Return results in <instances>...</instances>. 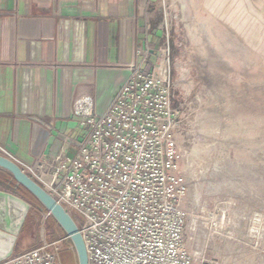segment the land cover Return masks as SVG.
I'll use <instances>...</instances> for the list:
<instances>
[{
    "label": "built area",
    "instance_id": "obj_1",
    "mask_svg": "<svg viewBox=\"0 0 264 264\" xmlns=\"http://www.w3.org/2000/svg\"><path fill=\"white\" fill-rule=\"evenodd\" d=\"M129 69L103 114L77 103L84 138L68 140L73 157L17 163L73 217L89 264H239L229 250L207 257L231 219L193 208L169 42L138 50ZM0 155L14 160L1 145ZM67 252L76 256L65 235L2 264H63Z\"/></svg>",
    "mask_w": 264,
    "mask_h": 264
},
{
    "label": "rangeland",
    "instance_id": "obj_2",
    "mask_svg": "<svg viewBox=\"0 0 264 264\" xmlns=\"http://www.w3.org/2000/svg\"><path fill=\"white\" fill-rule=\"evenodd\" d=\"M150 10L159 47L171 46L193 208L231 219L223 225L230 238L207 257L229 250L237 262L264 264V0H157ZM9 177L0 188L33 206L16 253L62 238Z\"/></svg>",
    "mask_w": 264,
    "mask_h": 264
},
{
    "label": "crops",
    "instance_id": "obj_3",
    "mask_svg": "<svg viewBox=\"0 0 264 264\" xmlns=\"http://www.w3.org/2000/svg\"><path fill=\"white\" fill-rule=\"evenodd\" d=\"M156 1L0 0V145L16 162L76 154L77 103L103 114L137 51L159 48Z\"/></svg>",
    "mask_w": 264,
    "mask_h": 264
},
{
    "label": "water",
    "instance_id": "obj_4",
    "mask_svg": "<svg viewBox=\"0 0 264 264\" xmlns=\"http://www.w3.org/2000/svg\"><path fill=\"white\" fill-rule=\"evenodd\" d=\"M0 168L9 172L18 184L50 213L51 217L71 239L76 250L78 264H89L84 239L73 217L27 175L16 161L0 155ZM32 207L29 202L16 194L0 190V264L14 255Z\"/></svg>",
    "mask_w": 264,
    "mask_h": 264
},
{
    "label": "trees",
    "instance_id": "obj_5",
    "mask_svg": "<svg viewBox=\"0 0 264 264\" xmlns=\"http://www.w3.org/2000/svg\"><path fill=\"white\" fill-rule=\"evenodd\" d=\"M10 175H11L10 173H8L7 171H5V170L0 168V180L1 181L10 178L9 177ZM21 188H22L23 191H25L27 194H29V196L36 202V209L41 210V211H46L29 192H27L23 187H21ZM30 222H31V219H30V217H28V220H27V223H26L25 227H27ZM60 231L63 234V236L66 235L64 233V231L61 229V227H60ZM68 261H70L71 264H77L75 255L73 253H71V252H67V253L63 254V264H67Z\"/></svg>",
    "mask_w": 264,
    "mask_h": 264
},
{
    "label": "bare ground",
    "instance_id": "obj_6",
    "mask_svg": "<svg viewBox=\"0 0 264 264\" xmlns=\"http://www.w3.org/2000/svg\"><path fill=\"white\" fill-rule=\"evenodd\" d=\"M214 34V33H213Z\"/></svg>",
    "mask_w": 264,
    "mask_h": 264
}]
</instances>
